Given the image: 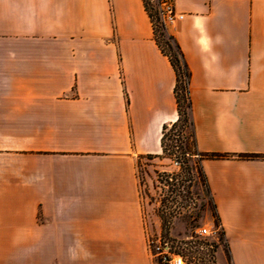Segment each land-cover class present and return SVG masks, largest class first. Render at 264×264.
Instances as JSON below:
<instances>
[{
    "label": "crops",
    "instance_id": "obj_1",
    "mask_svg": "<svg viewBox=\"0 0 264 264\" xmlns=\"http://www.w3.org/2000/svg\"><path fill=\"white\" fill-rule=\"evenodd\" d=\"M172 2L231 263L264 264V0ZM175 83L143 0H0V264H158L137 166Z\"/></svg>",
    "mask_w": 264,
    "mask_h": 264
},
{
    "label": "rangeland",
    "instance_id": "obj_2",
    "mask_svg": "<svg viewBox=\"0 0 264 264\" xmlns=\"http://www.w3.org/2000/svg\"><path fill=\"white\" fill-rule=\"evenodd\" d=\"M179 131H168L172 139L167 140L166 152L138 162L149 237L168 242L186 264H232L198 157L192 154L191 138L185 146ZM204 226L216 233L200 234Z\"/></svg>",
    "mask_w": 264,
    "mask_h": 264
},
{
    "label": "trees",
    "instance_id": "obj_3",
    "mask_svg": "<svg viewBox=\"0 0 264 264\" xmlns=\"http://www.w3.org/2000/svg\"><path fill=\"white\" fill-rule=\"evenodd\" d=\"M145 4V8L151 18L153 29H154V38L160 48V50L169 58L171 64L173 65L176 72V83L174 87V93L177 102V119L173 122L165 124L162 130V153L166 152L169 149V145L167 140L172 139L170 135H168L169 130L180 129V133L182 138L185 140V146L188 143V139L191 138V148L193 150V155L198 157L199 168L203 174L205 179V183L207 186V191L210 194L206 176L201 166V161L204 157H212V156H220L219 154H206L198 151L195 140V133L193 128V120L191 116V97H190V71L188 65L184 59V55L182 50L176 41L175 37L169 32L168 28H165L158 16V11L154 4H152V0H143ZM158 22V23H157ZM176 146V145H175ZM178 147V146H177ZM148 157H154L152 155H148ZM247 157H257V155H248ZM168 181V180H167ZM211 196V194H210ZM214 213L217 219V223L221 225L220 218L217 214L216 207L211 197ZM222 227V226H221ZM222 232L224 234L223 228ZM225 236V234H224ZM229 259L231 260V256L229 254Z\"/></svg>",
    "mask_w": 264,
    "mask_h": 264
},
{
    "label": "built area",
    "instance_id": "obj_4",
    "mask_svg": "<svg viewBox=\"0 0 264 264\" xmlns=\"http://www.w3.org/2000/svg\"><path fill=\"white\" fill-rule=\"evenodd\" d=\"M152 2L158 11L159 20L165 28L184 18V14L176 10L172 0H152ZM199 232L202 235H211L216 233V230L204 226L200 228ZM148 244L151 254L158 264H186L184 256L174 250L168 242L149 238Z\"/></svg>",
    "mask_w": 264,
    "mask_h": 264
}]
</instances>
